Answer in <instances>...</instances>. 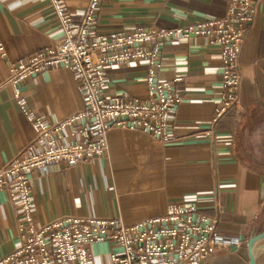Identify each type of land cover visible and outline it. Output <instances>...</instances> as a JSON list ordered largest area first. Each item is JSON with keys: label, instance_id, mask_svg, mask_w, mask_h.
Wrapping results in <instances>:
<instances>
[{"label": "crops", "instance_id": "obj_1", "mask_svg": "<svg viewBox=\"0 0 264 264\" xmlns=\"http://www.w3.org/2000/svg\"><path fill=\"white\" fill-rule=\"evenodd\" d=\"M75 24L90 0H64ZM231 0H107L93 36L144 28L185 27L224 16ZM63 36L50 0H0V167L36 139V132L6 84L12 65ZM241 105L214 122L223 94L221 50L206 38H181L164 45L157 80L182 78L185 90L171 124L172 141L162 143L141 130L114 128L109 151L71 166L52 165L32 173L38 227L63 216L121 218L126 226L164 216L170 204L197 203L214 214L213 197L225 206L220 242L207 264H250L249 242L264 233V0L241 54ZM108 95L145 99L146 62L109 69ZM33 111L50 123L84 108L74 73L58 67L22 83ZM22 214L8 191H0V257L22 244ZM259 245V244H258ZM257 245V247H259ZM263 246V245H262ZM94 264H110L115 243L91 246Z\"/></svg>", "mask_w": 264, "mask_h": 264}, {"label": "built area", "instance_id": "obj_2", "mask_svg": "<svg viewBox=\"0 0 264 264\" xmlns=\"http://www.w3.org/2000/svg\"><path fill=\"white\" fill-rule=\"evenodd\" d=\"M107 0H90L80 24H75L64 0H50L63 36L10 68L6 82L36 132L35 141L20 156L0 167V191L6 190L22 214V244L0 257V264H94L91 246L117 244L110 264H207L220 242V216L225 206L213 197L214 214L197 203H173L164 216L126 226L121 218L63 216L38 227L34 218L31 175L66 163L71 166L101 158L109 151L114 128L141 130L162 143L172 141L171 124L184 98L182 78L157 80L164 45L181 38H206L221 50L223 94L214 122L241 105V54L256 20V0H231L224 16L185 27L144 28L131 33L93 36L98 13ZM0 55L7 56L0 37ZM148 64L145 99L108 95L109 69L132 62ZM70 69L84 108L56 123L36 114L20 88L47 70Z\"/></svg>", "mask_w": 264, "mask_h": 264}, {"label": "water", "instance_id": "obj_3", "mask_svg": "<svg viewBox=\"0 0 264 264\" xmlns=\"http://www.w3.org/2000/svg\"><path fill=\"white\" fill-rule=\"evenodd\" d=\"M264 240V233L252 238L249 242L250 264H258V254L264 250V245L257 247V245Z\"/></svg>", "mask_w": 264, "mask_h": 264}, {"label": "rangeland", "instance_id": "obj_4", "mask_svg": "<svg viewBox=\"0 0 264 264\" xmlns=\"http://www.w3.org/2000/svg\"><path fill=\"white\" fill-rule=\"evenodd\" d=\"M264 245V240L259 243V247ZM258 264H264V250L259 252L258 254Z\"/></svg>", "mask_w": 264, "mask_h": 264}]
</instances>
